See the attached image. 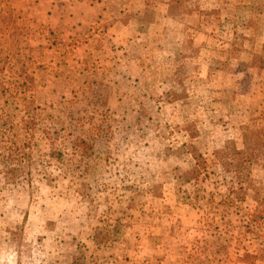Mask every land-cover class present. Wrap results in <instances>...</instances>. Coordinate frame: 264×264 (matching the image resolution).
Returning a JSON list of instances; mask_svg holds the SVG:
<instances>
[{
  "label": "rangeland",
  "instance_id": "obj_1",
  "mask_svg": "<svg viewBox=\"0 0 264 264\" xmlns=\"http://www.w3.org/2000/svg\"><path fill=\"white\" fill-rule=\"evenodd\" d=\"M26 1L0 0V264H264V0L111 2L83 48Z\"/></svg>",
  "mask_w": 264,
  "mask_h": 264
},
{
  "label": "crops",
  "instance_id": "obj_2",
  "mask_svg": "<svg viewBox=\"0 0 264 264\" xmlns=\"http://www.w3.org/2000/svg\"><path fill=\"white\" fill-rule=\"evenodd\" d=\"M217 1L223 4L233 3L232 0L231 2L229 0ZM111 2L119 5L123 3V0H27V7H25L27 11L25 12L36 17L38 21H50L51 24L60 25L67 31V36L75 35V39L87 32V38L78 43L83 48V46H88L91 40L106 34L105 32L109 30V27L104 26L103 20L110 16L109 3ZM197 2L207 1L198 0ZM121 9L124 10V8Z\"/></svg>",
  "mask_w": 264,
  "mask_h": 264
},
{
  "label": "trees",
  "instance_id": "obj_3",
  "mask_svg": "<svg viewBox=\"0 0 264 264\" xmlns=\"http://www.w3.org/2000/svg\"><path fill=\"white\" fill-rule=\"evenodd\" d=\"M258 120L264 123V111L260 113L258 116ZM3 140H5L4 134L1 136ZM5 142V141H3ZM1 142V143H3ZM81 142L87 143L85 140H81ZM242 143H243V162L245 164H248L249 162H252V160L259 156L260 159H262L264 163V125L255 126L253 128H245L242 132ZM15 143L5 142L4 149L9 150L11 153L13 152V149H17L18 147L14 145ZM3 145V144H2ZM88 147L92 148L91 145L87 144ZM4 155V154H2ZM15 155V154H14ZM12 156V154H11ZM238 168V167H236ZM238 175V174H237Z\"/></svg>",
  "mask_w": 264,
  "mask_h": 264
}]
</instances>
